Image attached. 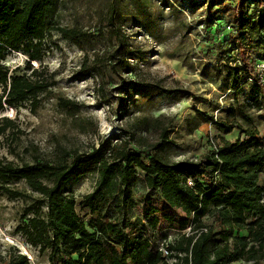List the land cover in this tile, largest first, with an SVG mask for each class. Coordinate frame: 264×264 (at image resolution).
I'll list each match as a JSON object with an SVG mask.
<instances>
[{
  "label": "trees",
  "instance_id": "1",
  "mask_svg": "<svg viewBox=\"0 0 264 264\" xmlns=\"http://www.w3.org/2000/svg\"><path fill=\"white\" fill-rule=\"evenodd\" d=\"M53 5L54 0H0V59L11 50L21 51L27 58L24 66L14 67L10 74L9 67L0 63L3 87L0 109H4L3 103L17 106L24 102L29 103L32 111L37 108L39 95L50 82L44 78L41 64L34 68L31 62H41L51 32L78 46L88 39V33L78 27L55 23ZM232 10L233 25H228V39L245 66L235 63L225 69L227 75L236 77L242 69L255 72L256 64L264 61L255 62L249 50L256 37L264 40V0H253L249 16L244 14L241 4ZM121 16L119 1L110 0L104 23L114 44L108 62L109 69L115 73L131 71ZM215 47L218 53L223 48L220 42ZM220 53L226 55L227 50ZM97 59L93 57L94 65ZM257 81L256 85L261 84ZM151 86L165 95L174 93L158 84ZM121 91L125 94L128 87ZM59 105L65 109L77 106L73 100L64 98H60ZM227 113L230 120L197 112L200 121L210 123L220 136L215 149L194 160L168 159L166 152L172 140L159 116L135 120L151 121L158 127L160 138L155 142L136 136L131 126V130H122L121 138L106 137L88 152L73 150L56 160L36 159L16 164L0 158V194L9 200L32 199L24 209L23 218H27L16 226V231L39 252H47L49 264H232L237 261L258 264L264 260V185L260 183L264 146L255 129L237 122L232 108ZM234 129L244 138L231 141L224 137ZM7 130H10L7 136L18 131L14 130V121L3 116L0 135H5ZM87 174L96 175L93 190L82 200L84 209L94 215L91 226L79 216L76 199L65 189L70 180ZM18 182H23L25 189L18 188ZM138 186L145 192H157L166 204L185 212L181 226L189 225L190 230L180 232L168 243L175 258L172 263L149 238L146 226L131 219L138 200L134 194ZM194 195L199 205L191 211L182 198ZM43 207L46 210L42 213ZM154 211L148 204L147 215ZM0 264L34 263L21 250L11 247L5 254L0 250Z\"/></svg>",
  "mask_w": 264,
  "mask_h": 264
},
{
  "label": "rangeland",
  "instance_id": "2",
  "mask_svg": "<svg viewBox=\"0 0 264 264\" xmlns=\"http://www.w3.org/2000/svg\"><path fill=\"white\" fill-rule=\"evenodd\" d=\"M118 1L131 71L115 73L109 69L108 54L113 41L108 37L104 19L110 0H54L52 20L86 31L88 39L78 46L51 32L41 62H31L34 68L41 64L50 85L39 95L35 111L30 110L28 102L9 105L7 111L0 109V116L12 119L14 130H18L12 136H7L10 130L0 135V158L16 164L56 160L73 150L88 152L106 137L121 138L122 130H131V126L136 136L155 142L160 138L158 127L151 121L135 120L159 116L172 140L166 152L168 159L194 160L215 149L220 136L210 123L200 121L197 112L230 120L228 108L236 112L238 123L258 132L264 146V83L256 85V69H242L236 77L227 75L225 69L235 63L245 66L229 43L228 25H233L232 8L241 4L242 11L249 16L253 0ZM218 42L227 50L226 55L220 53L223 48L216 51ZM249 50L255 62L263 60L264 40L256 37ZM94 56L98 58L97 65L93 64ZM21 61L13 52H5L0 59L9 68ZM151 84L174 93L162 94ZM127 87L128 91L122 93L121 89ZM60 98L73 100L77 106L65 109L59 105ZM224 137L232 141L244 135L234 129ZM95 181V174H87L70 180L65 187L76 199L79 216L89 226L94 215L84 209L82 200L93 190ZM260 183L264 185V172ZM16 186L25 189L23 182ZM134 194L138 200L131 219L146 226L147 235L155 244L170 243L183 230L188 232L189 225L181 226L186 217L182 208L169 206L157 192H145L139 186ZM182 201L191 211L199 205L197 195L183 197ZM31 202L32 199L23 198L9 200L0 194V250L5 254L16 247L24 250L34 264H49L47 252H39L16 231V226L26 220L24 209ZM148 204L156 209L149 216ZM45 210L43 207L42 213ZM205 221L210 223L209 218ZM258 264H264V260Z\"/></svg>",
  "mask_w": 264,
  "mask_h": 264
},
{
  "label": "built area",
  "instance_id": "3",
  "mask_svg": "<svg viewBox=\"0 0 264 264\" xmlns=\"http://www.w3.org/2000/svg\"><path fill=\"white\" fill-rule=\"evenodd\" d=\"M10 52H13V53H16V55H18L20 58H22V61L19 63V64H16V66H22V64L26 61V55L25 54H23L21 51H15V50H11ZM16 66H14V67H16ZM13 67V68H14ZM13 68H9V74L11 73V70L13 69ZM255 69H256V72H257V76H258V81L257 82H261V83H264V61H261V62H258L257 64H256V66H255ZM9 74H8V76H9ZM3 87L0 85V94L2 93V91H3V89H2ZM8 89H9V78H8V82H7V91H8ZM3 99H5V96L3 97ZM3 106H4V108H5V110L7 111V108L9 107V106H7V104H5V103H3ZM12 110V109H11ZM4 116V115H3ZM3 116H0V118L1 117H3ZM217 172H215V174H216ZM188 184H190V185H192V181H191V179H188ZM188 232L187 233H189V230H190V226H188ZM183 232H184V230H183ZM158 248H159V250L161 251V253H162V256L165 258V259H167L168 260V262H170V263H172L173 261H175V258L174 257H172V255H171V251H170V249H169V247H168V243H161L159 246H158Z\"/></svg>",
  "mask_w": 264,
  "mask_h": 264
},
{
  "label": "water",
  "instance_id": "4",
  "mask_svg": "<svg viewBox=\"0 0 264 264\" xmlns=\"http://www.w3.org/2000/svg\"><path fill=\"white\" fill-rule=\"evenodd\" d=\"M23 253L27 255V253L23 250Z\"/></svg>",
  "mask_w": 264,
  "mask_h": 264
},
{
  "label": "bare ground",
  "instance_id": "5",
  "mask_svg": "<svg viewBox=\"0 0 264 264\" xmlns=\"http://www.w3.org/2000/svg\"><path fill=\"white\" fill-rule=\"evenodd\" d=\"M11 112L13 113V110H11Z\"/></svg>",
  "mask_w": 264,
  "mask_h": 264
}]
</instances>
